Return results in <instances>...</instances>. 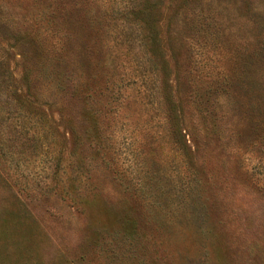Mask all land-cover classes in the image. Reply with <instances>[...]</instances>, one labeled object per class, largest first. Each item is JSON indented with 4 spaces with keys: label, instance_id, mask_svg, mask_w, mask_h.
I'll return each mask as SVG.
<instances>
[{
    "label": "rangeland",
    "instance_id": "rangeland-1",
    "mask_svg": "<svg viewBox=\"0 0 264 264\" xmlns=\"http://www.w3.org/2000/svg\"><path fill=\"white\" fill-rule=\"evenodd\" d=\"M0 264H264V0H0Z\"/></svg>",
    "mask_w": 264,
    "mask_h": 264
}]
</instances>
